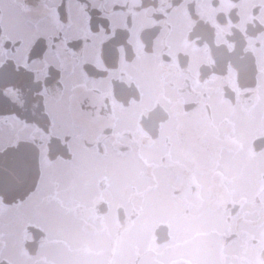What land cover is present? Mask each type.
<instances>
[{"label": "flooded vegetation", "instance_id": "obj_1", "mask_svg": "<svg viewBox=\"0 0 264 264\" xmlns=\"http://www.w3.org/2000/svg\"><path fill=\"white\" fill-rule=\"evenodd\" d=\"M5 150L0 264H264V0H0Z\"/></svg>", "mask_w": 264, "mask_h": 264}, {"label": "rangeland", "instance_id": "obj_2", "mask_svg": "<svg viewBox=\"0 0 264 264\" xmlns=\"http://www.w3.org/2000/svg\"><path fill=\"white\" fill-rule=\"evenodd\" d=\"M139 167V166H138ZM136 173V171L134 170L133 173H131L129 178H132V176H134V174ZM163 199V198H162ZM152 214H151V210L148 209L147 213H145V218L143 219V228L142 230H138V232H140V236L142 237H150L151 236V232L153 231V220H151ZM152 221L151 225L150 222ZM147 225H150V228L147 227ZM17 248L14 247L13 245H9L7 248H5L3 250V252L5 253V255L7 257H10L12 260L17 261L19 260L18 256L14 255V251H16Z\"/></svg>", "mask_w": 264, "mask_h": 264}, {"label": "water", "instance_id": "obj_3", "mask_svg": "<svg viewBox=\"0 0 264 264\" xmlns=\"http://www.w3.org/2000/svg\"><path fill=\"white\" fill-rule=\"evenodd\" d=\"M12 156L13 154L11 150H5L0 154V192L5 191L7 188V180L5 179V177L8 175L6 161L11 160Z\"/></svg>", "mask_w": 264, "mask_h": 264}]
</instances>
